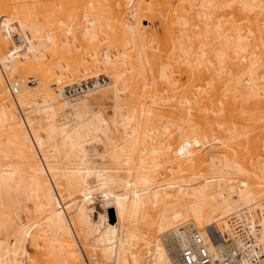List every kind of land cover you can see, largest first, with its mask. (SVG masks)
I'll return each mask as SVG.
<instances>
[{
  "label": "bare ground",
  "instance_id": "bare-ground-1",
  "mask_svg": "<svg viewBox=\"0 0 264 264\" xmlns=\"http://www.w3.org/2000/svg\"><path fill=\"white\" fill-rule=\"evenodd\" d=\"M57 7L82 12L69 32L35 20ZM51 72L80 79L56 95ZM26 73L42 81L30 87ZM141 76L151 78L141 84ZM85 80L93 81L78 88ZM110 96L119 122L89 105ZM157 98L179 116L162 112ZM35 112L43 123L29 121ZM120 127L126 136L113 142L109 164L122 163L125 174L91 167L84 144L98 134L113 141ZM226 138L245 141L237 148ZM171 163L173 174L161 173ZM97 191L114 210L99 224L89 207ZM262 201L264 0H0V264H29L14 234L22 216L45 222V243L34 244L63 253L61 264H90L87 247L103 264H179L180 235L206 236L224 221L219 229L244 264H264Z\"/></svg>",
  "mask_w": 264,
  "mask_h": 264
},
{
  "label": "rangeland",
  "instance_id": "rangeland-1",
  "mask_svg": "<svg viewBox=\"0 0 264 264\" xmlns=\"http://www.w3.org/2000/svg\"><path fill=\"white\" fill-rule=\"evenodd\" d=\"M41 13H42V15H38L36 17V19H35L39 23H43V22H45L47 24L50 23L49 25L50 26H53V25H55L56 22H59L58 24L61 23L62 26L63 25H66V29L67 30L69 29L68 30V32H69L71 25H73L72 23L76 19H78L80 17L79 15L82 12L80 10H76L74 8L65 9L63 7H57L55 9H51V10H47V11H42ZM144 27H150V24L149 23H145L144 24ZM154 28H155V30H158V32L161 34V27H160V25H158L157 22L154 23L153 29ZM46 37L49 38V39L51 38L48 35H46ZM77 51H79V50H76V52ZM83 51L84 50L82 49L81 52L83 53ZM85 53H86V51H85ZM156 53H158V52L156 51ZM82 55H84V53ZM85 56H86V54H85ZM87 56H89L88 53H87ZM86 58L89 59V60L91 59V58H88V57H86ZM91 60L93 61V59H91ZM51 73L55 77V78L53 77L54 80L51 82V85H52V90H53V92L56 95L57 94L59 95V93L56 91L57 90L56 86H58V89H61L63 87H68V86H71L72 84H74L75 82L79 81V79H80V78L79 79H75V78L70 77V75H66V79L64 77H62V79H64V80H60L61 78L57 74L55 75L53 72H51ZM93 73H94L93 75L91 74L89 76L95 77V76L99 75L98 71H95ZM95 73H98V74H95ZM102 73H106V71L105 72H102ZM26 74H27L26 76H25V74L22 75V76H24V78H22L20 76L17 77L18 75H16V76L13 75V76L15 77L14 79H18V78L19 79H21V78L24 79L26 81V84L28 86H30V87H35V85L31 84L30 81H32V80H34V81H42V79H40L36 75H31V74L29 75L28 73H26ZM47 74H50V72H48ZM89 76H87V77H89ZM87 77H82L81 79L83 80V79H86ZM150 78L151 77H148V76L147 77L141 76L140 77L141 84L148 83L149 80H150ZM97 79H99V78H97ZM97 79H96V81H97ZM101 79H103V78L101 77L99 80L102 81ZM85 81H89V80H85ZM92 81H89V82H92ZM11 83H13V81ZM159 98H157V102H158L157 104H159V105L161 104L160 106L162 108L161 110H163L162 112L165 111L166 113H169V112H171V111L173 112L175 110L176 112H173V113L176 116H179V115H177L179 112L177 113V108L176 107H175V109L174 108L173 109H170V107H169V105L167 103L166 104H165V102L164 103L162 102L163 104L162 103H159V102L162 101V100L159 101L160 100ZM89 105H90V107L92 109H94V108L101 109L102 110V113H103V116L107 120H109V121H112L113 119H117L118 122H119V121L122 120L121 117H118L119 115L117 117L115 116V107H114L113 99H112L111 96L109 98H107V99H103L102 101L101 100H92L91 102H89ZM32 109L34 111H36L35 108H32ZM62 116H63V114L59 115V120H63V117ZM29 118H30L29 121L31 123H33V124L34 123H43V116L40 113L35 112L34 114H31L29 116ZM175 124L176 123L172 124L169 127H171V129H173L174 126H175ZM112 127H114V126H112ZM112 129H111L112 133L109 136H110L111 139H113V141L110 140L111 141L110 142V141H108L106 139V137L103 134H98V139L96 141L90 142V143L88 142V143H85L84 144V148L87 151V153H86L87 154V161L89 162V165L91 167H94V168H97V169L100 170V169H102L104 167L107 168V167H110V166L114 165V164H109V163H111V159H112V153H111V151H113V148H115V147H113L114 145H112V144H114L113 142H116L115 144L117 146L118 145H121L122 144L121 143L122 142V139L126 135H124V133H123L124 130H122L123 128H121V127L119 129H117V131H115L116 128H115V130H114V128H112ZM158 129H159V131H163L164 130L163 129V122H161L158 125ZM174 129H175L174 131H178V130H176L177 128H174ZM171 131H173V130H171ZM168 133H170V132H168ZM178 133L179 132H177V136H178ZM171 134H172V132H171ZM175 135H176V132H175V134L173 133L172 137L170 135L168 136L167 134L164 137L167 138V140L171 137V140L169 139L168 141L176 142V140L178 141V138H175L176 137ZM166 136H168V137H166ZM217 139L218 140L220 139V141H222L221 139H223V138H217ZM217 139L216 140L213 139V140H211V142L213 141L212 143L213 144H216V143H214V141L217 142L218 141ZM172 140H174V141H172ZM228 140H230V141H228ZM240 140L238 141L239 144H237V141L236 140L233 141L231 139L226 138L225 139V142H222V143L223 144H225V143L229 144L230 143L232 145L233 142L234 143L236 142L235 144H237V145L233 144V146H235V147L238 148V145H240L242 147V145H241L240 142L244 143L243 141H245V139H243V138L240 139ZM213 144H211V145H213ZM219 144H221V142ZM219 144H217L215 146L216 147L218 146V148H221L222 147L221 149H223L224 148L223 147L224 145L221 144L222 145L221 146ZM215 146H213V147H215ZM116 149H118V148H116ZM206 149H208V148H205L204 151H203L204 159L210 162L211 159H212L213 154L210 152L211 151L210 149H209L210 151L209 150H206ZM174 153H175V151H174ZM169 154H170L169 155L170 157L173 156L171 158H169V156H168V159L169 160H171L172 158H174L172 160H175V159H177L179 157L178 156L179 154L178 155H176V153L173 154V151L172 150L169 151ZM72 156H73V159L72 160L79 161V159L77 158V156H78L77 153L74 152ZM61 164H66V161H64L63 159H61ZM172 164L173 163H171L170 165L165 166V170L161 168V170L163 171V172L161 171V173H164V174H166V173H168V174L172 173L170 171V169H166V167H168V166H169V168H172L173 166H176V164H174V165H172ZM115 168H117L118 171L119 170L121 171V169H122L121 173L123 175L125 174L124 171L126 170V168H125V166L123 167V164L122 163L118 167L117 166L116 167H110V169H115ZM120 171H119V173H120ZM111 172L114 173L115 171L114 170L113 171L111 170ZM90 182L91 183L92 182H95V177L94 176L90 179ZM96 193L97 194H93L91 196L92 198L90 197L89 200H91V201L89 202V207H90V209H94L93 220L96 221L97 223H101V221H102L101 218L108 217V216H111V215L113 216L114 210L112 209V207H113L112 206L113 205L112 204V201L111 200H106V198L108 197L106 193L102 192L103 193L102 194L101 192L99 193L98 191ZM109 199H112V198H109ZM78 203H81V200H79ZM261 204H264L263 201L261 202ZM252 210H254V209L252 208L251 211ZM76 211H77V206H73V209H72L73 216H75L77 214ZM30 216H32V215L30 214ZM256 218H258V221H259L260 216L259 215H256ZM228 219L226 220L227 222H228ZM19 223H20V227L17 228V230L14 232V234L15 235L18 234V236H20L22 238L21 240H22V243L24 244L23 255H24V258L26 259V261L29 264H61L62 262H64L63 253H60L58 250H55L52 253V255H49L48 250H46L44 247H37V245L34 244V243H38V244H42L43 245L45 243V240H46L45 235L46 234L44 232H42V231H44V228L46 227L45 222H43L41 220H35V221L31 222V223H27V220L25 219V217L22 216ZM220 223L221 224H219V225L218 224H214L215 225L214 227H218L219 228L220 225L225 224V221L224 222H220ZM36 235H37V237H35ZM168 248L169 247H167V249ZM84 252H85V256H87L90 264H103L102 263V258L99 255V252L98 251H94L91 247H87V248L84 249Z\"/></svg>",
  "mask_w": 264,
  "mask_h": 264
},
{
  "label": "built area",
  "instance_id": "built-area-1",
  "mask_svg": "<svg viewBox=\"0 0 264 264\" xmlns=\"http://www.w3.org/2000/svg\"><path fill=\"white\" fill-rule=\"evenodd\" d=\"M15 41L16 44H19L21 40L17 38ZM30 82L34 84L33 80ZM7 84L10 90L15 93L16 87L11 84L8 78ZM91 84L92 82L89 84L86 82L78 88L85 89ZM76 94L75 89H67V96L76 97ZM177 241V244L181 246L179 264H244L246 261L245 255L239 251L235 242L218 227L209 228L206 236L197 231H193L189 239L180 235ZM249 243L250 240L246 239V244L249 245ZM252 263H256V261L254 260Z\"/></svg>",
  "mask_w": 264,
  "mask_h": 264
},
{
  "label": "trees",
  "instance_id": "trees-1",
  "mask_svg": "<svg viewBox=\"0 0 264 264\" xmlns=\"http://www.w3.org/2000/svg\"><path fill=\"white\" fill-rule=\"evenodd\" d=\"M93 214H94V212L92 213V219H93ZM94 221V220H93ZM96 224H99V223H97L96 221H94Z\"/></svg>",
  "mask_w": 264,
  "mask_h": 264
}]
</instances>
